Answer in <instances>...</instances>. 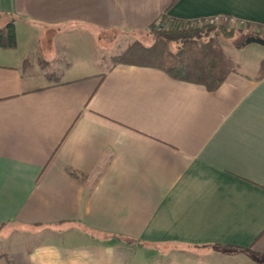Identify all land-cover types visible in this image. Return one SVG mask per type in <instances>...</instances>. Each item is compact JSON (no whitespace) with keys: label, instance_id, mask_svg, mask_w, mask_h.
Instances as JSON below:
<instances>
[{"label":"crops","instance_id":"crops-1","mask_svg":"<svg viewBox=\"0 0 264 264\" xmlns=\"http://www.w3.org/2000/svg\"><path fill=\"white\" fill-rule=\"evenodd\" d=\"M0 14L16 36L0 49V264H264V53L212 91L110 64L162 14L264 27V0H0ZM67 40L105 53L29 86Z\"/></svg>","mask_w":264,"mask_h":264},{"label":"trees","instance_id":"trees-1","mask_svg":"<svg viewBox=\"0 0 264 264\" xmlns=\"http://www.w3.org/2000/svg\"><path fill=\"white\" fill-rule=\"evenodd\" d=\"M0 49L16 46L14 19L1 21ZM151 42H129L120 52L110 57L111 67L131 65L156 69L170 78L201 85L215 90L226 76L237 69V64L224 51L221 41L244 33V39L256 37L264 40V27L245 23L241 29L213 24L209 19L185 20L162 14L145 29ZM259 76L264 75V56L258 63ZM78 179L83 175L70 172Z\"/></svg>","mask_w":264,"mask_h":264},{"label":"rangeland","instance_id":"rangeland-1","mask_svg":"<svg viewBox=\"0 0 264 264\" xmlns=\"http://www.w3.org/2000/svg\"><path fill=\"white\" fill-rule=\"evenodd\" d=\"M244 35H245L244 33L239 32L235 36H237L238 38L240 37L239 40H241L242 38L244 39ZM137 37L138 38L136 40H140L145 44H149L151 42V36L147 31L143 32ZM123 40L125 39H120L118 43L123 44L122 42ZM239 40H235L234 38H232V39H225L221 41V44H222V47L225 53L230 58L235 60L236 62H243L245 64L251 63L253 62V60L258 58V56H261L260 54L264 53V46H260L255 43L250 44V46L246 48L244 47H240L239 49L236 48L237 43H239L238 42ZM64 43H65V47L64 49L62 48L61 50L58 51L59 55L57 54L58 57H56L55 62L54 61L52 62V65H51L52 67H45L36 62H33L30 68L36 74L35 76L32 77V80L28 82L29 86L31 87L41 86L43 84H46L48 81L52 79L62 78L63 76L62 73L63 71H65L66 65L75 66L80 61V59H78L79 55H82L81 58H84L83 55H85L86 60L88 57L91 60V58L94 56L99 57L100 52L101 54L105 53L104 49L101 51H98L97 49V50H89L87 52L86 51L82 52L81 49H79L78 47H76V51H75L73 47L75 44L73 43V41L70 42L67 40ZM17 45H18V48L16 51L18 54H20L21 52H26L27 54L31 52V50L28 49V47L25 44L24 35H22L21 33H18L17 35ZM90 46L91 48L94 49V45L91 44ZM29 47H31V44H29ZM89 54L90 55L93 54V55L89 56ZM98 59H96V61H98ZM94 65H95L93 67L94 69L91 68L93 70H104L105 68L103 65L100 66L99 62H97V64H94ZM12 232H13L12 236L14 237V239H17L14 242L16 245L20 244L22 246H26V245L31 246L33 243L42 241L43 239V237L40 238L41 237L40 235L36 236V234H34L32 231L15 232V230H12Z\"/></svg>","mask_w":264,"mask_h":264},{"label":"built area","instance_id":"built-area-1","mask_svg":"<svg viewBox=\"0 0 264 264\" xmlns=\"http://www.w3.org/2000/svg\"><path fill=\"white\" fill-rule=\"evenodd\" d=\"M213 24L216 25H224L234 27L236 29H241L245 26V22L241 20H237L233 17L226 15H217L209 19Z\"/></svg>","mask_w":264,"mask_h":264},{"label":"water","instance_id":"water-1","mask_svg":"<svg viewBox=\"0 0 264 264\" xmlns=\"http://www.w3.org/2000/svg\"><path fill=\"white\" fill-rule=\"evenodd\" d=\"M250 43H255L260 46H264V40L261 38H256V37H248L244 40V44H250Z\"/></svg>","mask_w":264,"mask_h":264}]
</instances>
